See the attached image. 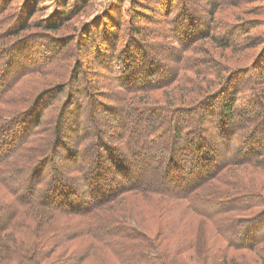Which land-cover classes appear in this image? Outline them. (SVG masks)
Instances as JSON below:
<instances>
[{
  "label": "trees",
  "instance_id": "trees-1",
  "mask_svg": "<svg viewBox=\"0 0 264 264\" xmlns=\"http://www.w3.org/2000/svg\"><path fill=\"white\" fill-rule=\"evenodd\" d=\"M185 1L160 0L164 9L159 11L167 17L165 23L169 30L157 34L150 31L159 39L163 37L169 40L165 47L172 50L171 62L175 68L169 71L168 76L164 74L163 77L155 78L158 61L148 49L147 46L152 45L144 33L134 30L132 36L135 39L132 38L127 45L125 39H122L125 41L123 44L116 41V33L108 37L116 29V18L102 25L104 32L101 34L104 36L97 43L96 54L93 55L98 59L97 54L104 52L107 57L104 61H108L105 66L109 68L113 59L119 62L120 57L117 58L115 54L125 51L124 62L128 59L133 67L147 69L144 78L136 81V86L126 89V92L138 90L146 93L159 85L164 86L172 79L180 81L185 71H203V75L219 76L211 82L213 87L206 83L197 84V94L178 109L167 103L129 101L124 94L116 98L118 106L98 105L99 111H105L122 125L120 129L117 128L115 135L122 149L121 157H141V153L152 154V151L164 156V176L171 182H164L166 184H147L144 180L137 182L139 174L135 175V171L138 169L133 170V175L114 174L109 179V173L103 169V165L106 162L105 166H108L110 149L114 145L110 140V127L107 122L101 123L99 127L96 119L92 122L89 120L91 108L75 99L81 93L80 88L62 85L60 80H64L63 73L57 74V78L61 75L59 81L55 79L54 82L58 84L57 90L50 92L47 97L37 98V94L49 84L37 83V88L27 86L23 93L18 92L26 75L42 72L44 69L39 65L48 63L42 54L29 59L25 54L26 49L34 45L27 43L24 38L9 49L4 45L12 42V34L16 35L34 24L54 31L61 21L56 17L46 22H35L30 19L29 6L23 11L10 7L15 19L9 20L5 28L1 23L4 17L0 16V135L8 146L0 147V187L7 194V198H0V252H4L14 264H40L39 261H47L46 264H80L98 247L108 249L119 264H166L154 238L132 225L128 217L103 211L107 199H117L129 191L139 193L145 200L158 197L160 207L167 204L173 210L178 209L179 213L183 210L192 213L195 220L202 218L231 248L241 246L264 255V236L259 237L254 227L248 230L255 217V209L257 212V208L264 207V197L254 188L232 186L237 184L225 175V170L238 165L264 170V81L259 79L261 82L258 83L253 78L254 70L259 77L264 75V52L262 58L255 52L246 68L241 69H231L221 63L214 65L210 56L203 60L189 55V52L209 51L220 54L224 48L220 43L239 48L256 42L262 47L259 52H262L264 31L255 37L250 36L247 42L241 34L236 35L231 26L224 27L221 23L199 17L197 13L191 14L193 11L187 9L183 4ZM9 2L0 0V14ZM172 7L176 8L175 16L169 19ZM61 13L58 17L70 12L61 10ZM140 18L143 17L139 14L131 16L127 13L129 25L135 26ZM208 21L210 23L206 27L199 28L200 24ZM201 35L207 36L208 49L197 46ZM78 38H75L74 44L60 42L58 50H53L51 62L63 60V52L71 48L72 55L68 59L70 67L75 64L73 72L77 74L81 66L84 68L80 56L84 52L91 54L88 47L90 41L88 36L85 39ZM25 60H28V64L24 63ZM198 63L205 64V67H195ZM248 68L252 70L246 72ZM129 72L135 76L137 69ZM152 75L154 80L151 79ZM75 77L77 81L79 76ZM41 80L46 82V79ZM158 80L159 84L155 83ZM81 89L84 90L82 97H90L89 101L93 104L94 98L89 88L82 86ZM253 106H257L259 112ZM240 115L244 116L239 119ZM7 121V127L3 128ZM59 147L61 149L57 151ZM87 151L97 156L89 157ZM98 157L101 159L99 164L93 161ZM204 161L210 163L207 164L208 171H202V167H199ZM115 162L123 167L122 161ZM130 162L134 167L135 159ZM43 165L47 167L44 171L47 173L46 178L40 173ZM93 173L105 179L102 191H95L96 187L93 184L91 186L89 179ZM58 176L67 179L69 184L60 201L52 193V179ZM223 185L229 188H223ZM109 188L115 190L113 194L107 196L102 193H106ZM178 201L183 202V209L177 206ZM235 234L240 236L239 239L234 238L237 236ZM15 236H20L21 244L28 246L27 253L9 242ZM68 243L78 246L68 256H51L53 249ZM100 253L101 256L106 255L102 249ZM237 262L227 253L223 257V264H241Z\"/></svg>",
  "mask_w": 264,
  "mask_h": 264
},
{
  "label": "rangeland",
  "instance_id": "rangeland-1",
  "mask_svg": "<svg viewBox=\"0 0 264 264\" xmlns=\"http://www.w3.org/2000/svg\"><path fill=\"white\" fill-rule=\"evenodd\" d=\"M159 1L160 0H10L6 8L3 9V12L0 14V16L3 15L4 17L2 18L3 22H1L2 25H4V28L9 20L15 19L12 12L14 8L16 10L21 8L18 11H23L28 6L31 9L30 19L35 22H46L52 19L54 20L56 17L58 18V21H61V24L58 25V29L54 31H48L45 26H40L38 24L25 28L19 31L16 35L12 34L10 37L12 42L4 45V47L9 49L13 46V44L16 46L24 38L27 43H33L34 45L30 47L31 49H26L25 54L29 56V59L32 56H41L39 54H42L46 63H48L39 65L44 69L42 72H35L33 74L26 75L18 87V92L23 93L22 91H25L27 86L33 85L36 87L40 83L41 85L49 84L39 91L37 94L38 96L36 95L37 98L43 96L47 97L50 92L57 90L58 84L54 82H56L55 79L59 81L58 78L61 75L57 78V74L60 73L64 74L62 77L64 80H60L62 85L68 84V87L71 86V88H80L79 93H81L78 96L76 95L75 99L77 101H83L86 106L91 108V111L88 113L89 120L92 122L96 119L98 122L97 126L99 127L102 126L101 123L106 124L107 122V125L110 127L109 132H111L112 135L110 140L114 143V145H112V148L110 149L111 159H109V164H107L108 166H105L106 162H104L103 165V169L109 173V179H112L111 176H114V174L129 175L133 172V170L138 169L135 171V175H137V173L139 174L137 182H142L144 180L147 184L149 182L163 184L171 183L167 176H164L165 158L162 154H157L152 151L153 156L150 152H143L141 153V157H138V155H124L121 157L120 154L122 153V149L119 142L116 140L115 135L117 128L120 129L122 125L120 122L116 123L110 115L105 113V111H99L98 105L101 106L102 104H105L110 107L118 106L119 104L116 101V98L124 94L126 99L129 101L133 100L144 104L167 103L168 105H174L176 109H178L182 108V103H186L197 94V90L199 89L196 86L197 84L202 85L206 83L213 87L214 85L211 82L219 77L209 76L208 74L203 75V71L197 73L191 70L183 72L181 74L180 81L172 79L169 83L164 84V86L159 85L155 89L146 91V93H142L138 90L126 92V89L136 86L134 84L136 81H141V79L144 78V73L147 72V69H138L133 67L128 59L124 62L123 59L126 57L125 51L123 53L119 52V54H115L117 58L120 57L119 62L116 63L117 60L113 59V61H111L113 64H110L109 68L108 66H105L108 61H104L107 59L104 52L101 51L97 54L99 61L97 58L93 57V55L96 54L95 49L97 43H99L101 38L104 36L101 34V32H104L103 29H101L102 25L106 22L111 23V19L116 18L117 30L115 29L108 35V37L111 38L114 36V33H116V41L121 44L126 41L125 45H127L128 41L132 40V38L135 39V37L132 36L134 30L138 33H144V36L147 39H150V45H152V47H147L153 53L155 60L158 61L156 62L158 65L155 78L158 79L163 77L164 74L167 75L171 69L175 68L172 66L171 62L172 50H168V47H165L169 40H165L163 37L159 39V37L157 38L153 36L154 32L157 34L161 31L168 32L169 30L165 23L167 17H165V15L163 16L159 11L160 9H164L162 5L163 2ZM183 4H185L188 10L193 11L191 14L197 13L199 17L202 16L210 21L221 23L224 27L231 26L235 29L234 31H236L234 33L236 35L241 34L243 40L246 38L247 42H249L250 36L255 37L264 31V0H186ZM10 7L13 9L10 10ZM61 10L62 12L66 10L70 13L58 17L62 14ZM175 10L176 8L172 7L169 19L175 16ZM164 11L166 12V10ZM127 13H130L131 16L139 14L143 18H140L136 22L135 26L129 25L130 20H127ZM152 17L154 18L152 19ZM210 21L205 24H200L199 28L203 29L208 23H210ZM150 31H153V33L151 34ZM149 35L152 37L150 38ZM77 36L82 39H85V37L88 36L90 41L88 47L91 49V54L84 52L83 56H80V58H83L84 68L81 66L76 74L73 72L75 64L70 67V59H68L72 55L71 48H66L63 52L66 59L64 58L60 61L51 62V58L53 57V52L60 47V42L66 45L74 44ZM127 37L129 38L127 39ZM122 39H125V41H122ZM9 40H7V42ZM162 43L164 45H162ZM252 43L253 45L239 48H231L220 43V45L224 47L223 49L221 48L222 52L220 54L219 52L209 51L207 53L189 52V55L195 57L196 59L197 57H199V59L203 58V60H207V57L210 56L212 57L214 65L221 63L231 69L239 67V69H241L243 67L246 68L245 66L249 63L252 58L251 56H254L255 52L258 57L262 58L261 54L264 51L259 52L262 47L256 42ZM196 44L197 46L202 45L203 48L208 49L207 36L201 35ZM114 45L116 46L117 44ZM41 60H43L42 57ZM27 62L28 60L24 61L25 64ZM127 65L128 67L126 68ZM195 67L203 69L205 64L198 63L195 64ZM132 69H137L135 76H133L134 73L130 74L129 72V70ZM251 70L248 68L246 72H250ZM65 75L66 77H64ZM76 75L79 76L77 81H75ZM263 77L264 75L259 77L258 74H256V70H254L253 78L256 82L260 83L261 81L259 79H263L262 81H264ZM82 78L85 79L83 80ZM41 79H46V82ZM151 79H153V75L151 76ZM97 81L99 83H97ZM159 82L160 80L155 83L159 84ZM82 86L87 87V89L89 88L88 90L92 93V98H94L93 104L89 101L90 97H82V92L84 91L81 89ZM203 88L204 87H201V89ZM122 99L125 100L123 97ZM253 109L259 112L257 106H253ZM258 112H256L255 118L258 116ZM243 116L244 115H240L239 119ZM72 121L73 120H71V122ZM7 125L8 121L4 124L3 128H6ZM71 126L73 125L71 124ZM2 140V135H0V147H8L5 145L7 143H4ZM109 144L111 143L109 142ZM60 149L61 147L57 148V151ZM87 154L89 157L97 156L96 153L92 154L89 151H87ZM129 159H135L137 165L135 164L136 166L134 165V167L133 165L131 166ZM116 160H120V162L122 161L123 167H121V164L118 165L115 162ZM93 161L99 164L101 159L98 157ZM208 161H204L200 164L199 167H202V171H208L207 164L210 165ZM46 170V165H43L40 169L41 175L45 178L47 173L44 171ZM94 173H96V170H94ZM94 173L91 176V179H89L91 186L93 184L96 187L95 191H102L101 189L106 181L103 182L105 179H100L98 175H94ZM225 173L226 177L230 178L237 184L232 186H237L236 188L242 187V189L254 188L264 197V170L251 166L238 165L225 170ZM27 174L28 173L25 175ZM58 175H60V173H58ZM114 180H112L111 183ZM49 181H51V179H49ZM52 181L54 182L52 193L55 194L54 198L60 201L69 184L67 183V179H61L59 176L57 179H52ZM223 188L229 187L223 185ZM114 191V189L109 188L106 190V193L105 191L102 193L110 196ZM2 197L3 199L7 198V194L5 190L0 187V198ZM106 201L107 204L103 210L105 213L128 217L132 225L154 238L157 249L164 257L166 264H223V257L226 253L229 254L233 260L238 261L241 264H264V255H262V257L261 255L254 253L251 249H245L241 246L231 248L230 245L225 244L220 235L214 231L212 226L207 221L202 218H197V220H195L192 213L185 212L184 210L182 213H179L178 209L173 210L172 207H168L167 204V207H160L159 203H161V201H159L158 197H154L152 200H145L139 193L129 191L121 194L117 199L111 197ZM177 206L182 207L183 202L178 201ZM253 215L255 217L253 218L251 226L248 227V230L250 231V229L254 227L258 236L263 237L264 207L257 208V212L255 209ZM235 237L239 239L240 236L237 235L234 236V238ZM9 242L22 249L25 253L29 250L28 246L21 244L20 236H15ZM75 246L78 245L76 243H68L65 246L53 249L54 253L51 256L57 254L59 257L62 255L68 256ZM101 249L106 255L101 256ZM39 263L46 264L47 261H39ZM0 264L14 263L4 252L1 251ZM80 264L119 263L108 249L98 247L93 254H89Z\"/></svg>",
  "mask_w": 264,
  "mask_h": 264
}]
</instances>
